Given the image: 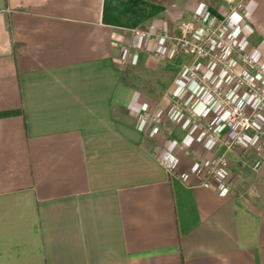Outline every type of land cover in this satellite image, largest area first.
Instances as JSON below:
<instances>
[{"label": "crops", "instance_id": "0c3cea01", "mask_svg": "<svg viewBox=\"0 0 264 264\" xmlns=\"http://www.w3.org/2000/svg\"><path fill=\"white\" fill-rule=\"evenodd\" d=\"M227 12V0H0V264H264V111L232 149L206 146L176 102L207 120L225 110L175 80L183 66L247 110L253 98L207 58L134 33L177 35L185 19L198 37ZM233 22L228 60L264 85L240 58L264 69V0ZM219 157L228 189L206 180Z\"/></svg>", "mask_w": 264, "mask_h": 264}, {"label": "built area", "instance_id": "2783aa9c", "mask_svg": "<svg viewBox=\"0 0 264 264\" xmlns=\"http://www.w3.org/2000/svg\"><path fill=\"white\" fill-rule=\"evenodd\" d=\"M227 1L228 12L224 22L221 25L207 28L206 33L198 37L192 36L194 23L185 19L180 22V33L177 35L170 34L166 29L161 31L136 29L134 33L140 40L155 38L161 42L168 41L175 53L191 54L196 58H207L214 65L225 70L231 81L244 88L246 94L253 98L254 104L250 110H247L246 95L237 92L226 95L210 77L196 69L194 64L184 65L175 78L177 82L187 80L198 82L209 92L212 102L225 110L224 116L217 115L212 120H207L190 106L180 101L176 102V107L183 110L189 120L202 131L206 146H224L227 149H232L245 134L255 128L258 116L264 111V85L243 72H239L237 64H231L228 60L231 54L237 52V47L230 34L223 27L234 25V13L245 12L246 0ZM240 58L241 62L253 66L259 73L264 72V69L257 66L255 60L248 54L242 52ZM144 119L152 124L150 129L152 133H157L160 130L154 114L147 112L144 114ZM224 130L228 131L226 135L223 133ZM159 160L169 172L175 170L176 158L172 154L164 151L159 155ZM258 165L259 163L255 167ZM227 169V158L219 157L208 165L206 180L214 181L227 189L230 188V181L226 177ZM181 177L185 180L188 178V174H182Z\"/></svg>", "mask_w": 264, "mask_h": 264}]
</instances>
